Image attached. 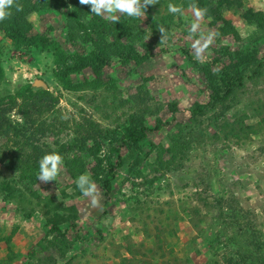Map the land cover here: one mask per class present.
Wrapping results in <instances>:
<instances>
[{"label":"rangeland","instance_id":"374dc122","mask_svg":"<svg viewBox=\"0 0 264 264\" xmlns=\"http://www.w3.org/2000/svg\"><path fill=\"white\" fill-rule=\"evenodd\" d=\"M33 1L24 24L61 52L0 32V264H264V0H159L116 12L112 37L90 5ZM201 31L215 36L197 60Z\"/></svg>","mask_w":264,"mask_h":264},{"label":"clouds","instance_id":"9594fccd","mask_svg":"<svg viewBox=\"0 0 264 264\" xmlns=\"http://www.w3.org/2000/svg\"><path fill=\"white\" fill-rule=\"evenodd\" d=\"M159 0H79L81 5H90L91 13L97 16L107 14V19L114 23L119 22V17L116 12L126 14L129 17H141L145 14L146 8L155 5ZM15 8L17 12L23 11V6L17 0H0V21H4L12 15L11 9ZM195 15L196 22L191 25L190 35H195L200 27L199 22L203 19L206 10L199 8L195 3L191 5ZM168 11L171 14H182V6L173 3L168 4ZM162 34L160 42L166 39V30L163 27L159 28ZM215 33L209 32L205 34L203 31L199 33L198 38L192 43V48L195 50L197 60H200L204 51L212 43ZM63 164V158L59 153H46L39 160V173L37 179L47 183L54 181ZM77 187L85 197H89L91 205L98 207L100 204V192L94 181L91 180L89 174H81L77 181Z\"/></svg>","mask_w":264,"mask_h":264},{"label":"trees","instance_id":"16d2710c","mask_svg":"<svg viewBox=\"0 0 264 264\" xmlns=\"http://www.w3.org/2000/svg\"><path fill=\"white\" fill-rule=\"evenodd\" d=\"M18 3H20L23 6V11L17 12L15 8H12V15L5 19L4 21H0V32H3L8 38L11 40V42L14 44L16 48H22V47H28V48H35L38 50H45V51H52L56 54L61 52V48L58 42L51 39L48 35L45 34H32L31 31L26 27L25 19L32 13L38 12L41 10V7H38L37 4L34 3L33 0H17ZM123 21L120 20L117 23H114L112 21L107 22L101 20L100 22V31L103 36L112 37L122 29ZM77 25L80 26L79 22H77ZM81 28H84L81 24ZM103 56L99 55L98 59V67L97 69H100L102 67L103 62ZM4 77V71L0 65V79ZM55 78L60 80V82L64 83L67 82L68 79L65 76H61L58 73H55ZM21 91L26 93H31V85L26 84L21 88ZM37 95H34L35 103L40 107H42V103H48L50 100H52L51 96L46 94V92H40L37 99L35 98ZM38 98H40L38 100ZM89 122V121H88ZM90 127H92V123L89 122L88 124ZM84 132V131H83ZM110 182L105 181L104 183V189L106 191V194H109L110 192Z\"/></svg>","mask_w":264,"mask_h":264}]
</instances>
